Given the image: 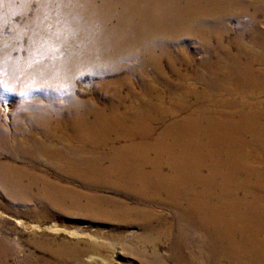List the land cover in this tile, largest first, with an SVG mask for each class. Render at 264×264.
<instances>
[{
  "label": "bare ground",
  "instance_id": "obj_1",
  "mask_svg": "<svg viewBox=\"0 0 264 264\" xmlns=\"http://www.w3.org/2000/svg\"><path fill=\"white\" fill-rule=\"evenodd\" d=\"M98 1L102 3L100 8ZM167 1L2 0L0 67L16 69V77L7 76L12 82L4 87L5 90L13 87L19 102L14 104L12 113L14 105L6 101L3 107L9 115V127L0 122V146L22 153L31 146L35 155L47 154L62 161L58 170L79 178L85 186L109 188L140 199L143 204L129 207L117 199L93 195L87 204L74 205L112 218L120 215L129 220L134 215L149 234L156 235L161 243L170 244L175 255L171 259L176 262L178 253L179 257L185 254V264H198L192 253H185L186 247H178V239L185 237L192 238L199 252L205 250L206 256L214 257L208 264H264V121H258L264 117V56L244 52V44L234 41L239 53H225L224 61L216 57V63L209 69L213 82L196 83L187 70L179 67L186 66L187 61L171 47L189 40L196 23L206 21L194 17L196 12L200 13L199 6L182 9L184 19L157 20V8ZM238 1L227 0L235 5V10L221 7L218 18L208 20L210 26H222L231 11V15L245 14L248 6ZM34 2L40 10L28 18ZM70 3L77 7L68 10ZM206 8V13L216 9L212 5ZM114 20L117 34L111 33L102 40L91 36L96 25L106 26L110 32L114 30L108 27ZM8 24L12 25L13 41L2 35ZM153 30L165 35H146ZM213 40L211 44L222 46L221 39ZM203 42L206 44L204 40L198 44L204 47ZM255 43L264 48V35ZM23 49L28 52L26 57H15L23 54ZM156 49L170 52L164 65L163 59L152 56ZM97 56L100 60L95 59ZM127 58L145 61L154 77L167 83V89L141 90L146 95L160 94L155 96L160 101L150 111L132 113L124 109L122 113L77 119L72 105H61L64 93L72 90L73 79L88 71L109 74L108 71H115L112 69L117 61ZM33 95L42 96L47 106L25 101ZM167 95L171 101L164 104ZM26 111L33 114L23 115ZM43 111L50 113L43 115ZM178 113L187 117H178ZM20 116L24 123L16 121ZM245 116L249 120L240 124ZM187 120L196 121L195 125L211 123L212 127L206 130L211 140L190 141L193 133L185 123ZM218 123L243 133L221 138L216 129ZM53 143L62 149L53 148ZM203 146H210L212 154ZM27 153L32 155L30 150ZM12 171L39 177L51 185L46 178L31 172L18 168ZM223 174L246 176L252 181L241 187L249 190V202L240 200L238 191L217 194L219 189L229 186L219 181ZM46 195L63 196L54 191H46ZM154 204L160 209L180 210L171 214L176 234L170 230L169 216L156 214L149 208ZM154 222H159L158 229H152Z\"/></svg>",
  "mask_w": 264,
  "mask_h": 264
},
{
  "label": "rangeland",
  "instance_id": "obj_2",
  "mask_svg": "<svg viewBox=\"0 0 264 264\" xmlns=\"http://www.w3.org/2000/svg\"><path fill=\"white\" fill-rule=\"evenodd\" d=\"M240 2L241 5L248 6L247 12L242 15H231V11L230 15L224 19L222 26L217 24L210 26L208 20L218 18L221 7L231 10L235 8V5L229 4L227 0H169L164 3V6L157 8V20L167 21L169 18L184 19L185 15L181 14V10L189 6L201 7L200 13L196 12L194 17L199 20L204 18L206 23H196V30L189 35V40L171 47L183 60L187 61L184 63L186 66L179 67L181 70H187L195 78L196 83L209 85L213 82L209 77V69L216 63V57L224 61L225 53H239L240 50L234 41L240 40L239 42L244 44L242 49L244 52L264 56V48L255 43L264 35V0H239L238 3ZM172 5L176 8H172ZM211 5L216 9L206 13V7ZM99 6H102L100 1L97 3V8H100ZM59 7L58 5L57 8ZM76 7V4L70 3L67 8L69 10ZM30 8L28 18L33 17L40 10L37 2L32 3ZM15 21L18 22L19 18ZM116 23L114 20L112 25H108L114 29L111 32L106 26L96 25L91 36L102 40L111 33L117 34ZM11 27L12 25L8 24L2 31V35L9 38V41H13ZM162 34L163 31L153 30L146 35L160 37ZM214 37L221 39L222 46L215 45V42L210 43L214 41ZM203 40L206 41V44L203 42L204 47L198 44ZM1 46L3 44L0 43ZM23 52L21 55L15 54V57H26L28 52L24 49ZM167 54L170 56V52L156 49L152 56L156 60L163 59L161 63L164 65ZM95 59L100 60V57L97 56ZM138 60L140 59H121L112 69L115 71H108L109 74L106 71H88L73 79L72 90L64 93L61 105H72L77 119L86 115H109L111 112L119 111L122 113L124 109L132 113L150 111L154 108V104L160 101L155 97L160 94L146 95L142 94L141 90L156 87L167 89V83L154 77L152 69L145 64V61L138 62ZM15 71L16 69L13 68L0 67V87H2L0 89V122L5 128L9 127V115L3 110L6 101L10 106L19 102L17 95L13 94V87L10 86L7 90L4 87L12 82L9 78L16 77ZM34 85L35 83L31 84L32 87ZM39 97L33 95L25 101L46 107L47 101L41 99L42 96L39 95ZM140 97L141 100H138L137 98ZM169 101L171 99L167 95L163 102L168 104ZM15 105L10 110L11 113ZM42 113L48 115L50 111ZM32 114L33 112L26 111L23 115ZM22 116L16 121L24 123ZM182 116L187 117L178 113V117ZM248 120V117H242L240 124ZM258 121H264V117H259ZM185 123L193 133L191 138H187H190V141L206 143L211 140V136L206 131L212 127L211 123L199 122L195 125L194 120H187ZM216 129L221 138H229L233 134L238 136L243 133L233 131L222 126L221 123H218ZM41 136V134L38 135L39 138ZM46 145L49 143L46 142ZM52 145L53 148L62 149L59 144L53 143ZM29 147H26L22 153L16 149H5L0 146V165L3 166L0 168V264H185V254H179V257L174 251L179 261L172 260L171 257L175 255L170 249V244L161 243L156 235L149 234L147 228L135 220L134 215L127 217L129 220L120 215L117 216L118 218H112L81 210L74 205L75 202L82 205L87 204L93 195L117 199L118 202L129 205V207L143 204L140 199L109 188L85 186L79 178L58 170L57 167L63 165L62 161H55L47 154H37V156L34 154L35 148ZM203 148L212 154V151H209L210 146H203ZM28 150L32 152L31 156L27 155ZM184 154L186 155L185 151ZM248 166L253 167L249 164ZM13 168L44 177L51 185L46 184L39 177L36 179L21 172H13ZM205 170L204 175L207 176V169ZM2 179L9 180V184ZM219 181L229 186L219 189L218 195L222 192L228 193L230 190L231 192L238 191L239 199L249 202V190L241 189L242 186L252 184L246 176L237 178L223 174ZM46 191H54L63 196L51 197L46 195ZM106 207L113 206L106 205ZM149 208L156 214L169 216L170 230L173 234L176 232V223L173 217L171 218V214L172 212L180 213L179 209L174 207L160 209L156 204ZM151 227L158 229L159 222L152 223ZM191 240L192 238L185 237L178 239V247H186L185 253H192L198 264L211 263L214 257L206 256L205 250L199 252L200 250L194 247Z\"/></svg>",
  "mask_w": 264,
  "mask_h": 264
}]
</instances>
